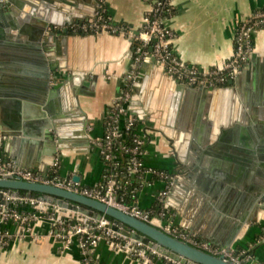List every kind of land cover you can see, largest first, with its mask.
Listing matches in <instances>:
<instances>
[{"label": "crops", "instance_id": "obj_1", "mask_svg": "<svg viewBox=\"0 0 264 264\" xmlns=\"http://www.w3.org/2000/svg\"><path fill=\"white\" fill-rule=\"evenodd\" d=\"M28 1H24L28 8L41 7L46 13L55 11L58 19L69 28L67 32L56 33L47 45L53 54L54 64L58 66V77L57 80L51 78L45 104L57 116L56 121L61 129L59 135L64 141L55 160L60 174H78L81 183L94 185L101 181L105 172L94 139L103 133L107 109L125 84V73L134 60L136 43L126 33L107 30L82 33L74 30L73 25L77 23L76 19L92 17L102 6L114 23H125L137 30L150 3L148 0ZM173 4L174 11L168 19L175 32L173 50L182 60L201 69L222 65L230 58L235 50L234 37L238 24L256 10L264 8V0H173ZM63 26L55 28L62 29ZM17 33L21 34L19 30ZM5 35L9 36L8 33ZM253 35L254 50L264 55V29H257ZM21 49V46L0 47V118L10 119L19 115L33 117L37 113L33 104L26 102L28 90L20 86H38V66L34 60H23L25 56ZM173 91V77L152 54H147L137 67L134 96L127 103L128 109L139 116V131L146 129L149 135L145 162L149 166L174 171L179 162L186 169L193 161H202L198 170L192 171L191 177L182 178L172 192L169 189L164 204L173 213L175 223L210 241L215 238L224 243L237 225V218L226 213L223 193L216 194L214 189L203 190L197 185L201 181L208 184L213 179L211 175L203 174L212 169L210 155L204 153L203 149L215 144L216 138L213 136L195 143L202 149L200 154L197 153L189 143L193 131L181 126L186 113L181 110V105L189 100L186 95L181 97L175 118L168 121ZM216 100L212 102L214 108ZM20 139L16 135L0 133V155L16 163H25L26 160L40 161L41 164L49 162L51 156L42 153L37 160L38 147L23 143ZM241 140L240 147L244 149L246 136ZM262 153L264 149L255 151V161L241 156L243 184H258L262 174L261 163L264 162L260 156ZM53 164L49 165V170ZM181 175L185 176L186 173ZM126 177L122 180L125 191L130 195L129 200L145 208L155 204L159 191L166 185L164 179L151 173H146L143 178L136 175ZM8 202L14 204L6 201L4 205L10 207ZM259 204L262 206L255 210L249 208V214L255 219L244 223L232 239L231 247L234 250L241 245L252 249L248 260L257 256L264 264V201ZM64 208L55 211V215L69 219L89 216ZM35 209L32 205L23 204L20 211L31 212ZM91 213L90 216H94L96 211L92 210ZM0 227L10 229L13 234L6 244L0 243V264H85L87 260L76 241L65 245L55 233L57 224L49 216L34 219L26 235H20L19 226L13 221L0 222ZM88 262L147 264L105 239L99 241L91 251Z\"/></svg>", "mask_w": 264, "mask_h": 264}, {"label": "water", "instance_id": "obj_2", "mask_svg": "<svg viewBox=\"0 0 264 264\" xmlns=\"http://www.w3.org/2000/svg\"><path fill=\"white\" fill-rule=\"evenodd\" d=\"M24 1L0 0V47L21 46L25 56L23 60L29 58L37 63L38 86L33 88L19 85L28 90L27 94H29L25 95L28 97L26 102L33 104L37 113L33 117L19 115L10 119L0 118V133L16 135L23 143L36 145L38 147L37 160L42 153L51 156L49 162L45 164L36 160H26L25 163L17 162L20 166L35 168L47 173L49 165L56 160L57 152L64 142L59 135L61 129L56 121L58 118L45 104L51 78L54 77L57 80L58 77V66L54 64L53 54L47 49V45L56 33L67 32L69 28L58 19L55 11L46 13L41 7L39 9L28 8ZM28 2L31 3L32 0ZM63 24L62 29L55 28ZM18 30L22 36L17 33ZM6 33L9 36H6ZM173 82L174 91L168 121L169 118L170 120L175 118L181 104V97L186 95L189 100L187 104L182 103L181 105V110L186 111L181 126L193 131V138H190L189 143L191 142L200 154L202 149L200 146H195V143L213 136L216 138L215 144L203 149L204 153L210 155L209 160L212 166L211 171H205L203 174L211 175L213 179L208 183L209 185L203 181L196 184L203 190L214 189L216 194L223 193L226 213L237 218V225L230 233L228 240L220 243L217 239L211 238V241L218 246L233 251L232 239L244 223L255 219L252 214H249V208L255 210L262 206L259 203L264 201V162L261 163L262 174L258 179V184L242 183L240 164L242 155L246 157V160L255 161V151L264 149V55L256 50L251 51L248 62L240 72L228 80V85L214 87L208 82L194 85L175 76ZM216 98L214 108L212 102ZM244 136L247 140L244 142L245 148L242 149L240 143ZM171 145L174 148L172 143ZM260 156L264 159V153ZM200 162L193 161L186 169L181 167L182 163L179 162V165L174 167V171H180V173H177L174 178L170 192L175 189V185L182 178L191 177L192 171L198 170ZM183 173L186 175H181ZM74 178L80 180L78 174H75ZM0 187L8 188L11 193H18V190L24 189L28 195H31L32 191H38L42 193L41 196L62 207L87 215H91V211L95 210L94 216L97 218L103 215L110 216L113 219L112 226L115 230L132 237L135 241H141L144 246H151L187 264H236L224 254L212 253L143 219L72 189L10 176H0ZM0 201H5L2 192H0ZM247 264L261 263L256 256L247 261Z\"/></svg>", "mask_w": 264, "mask_h": 264}, {"label": "built area", "instance_id": "obj_3", "mask_svg": "<svg viewBox=\"0 0 264 264\" xmlns=\"http://www.w3.org/2000/svg\"><path fill=\"white\" fill-rule=\"evenodd\" d=\"M148 2L150 3L149 9L145 12L143 23L137 30L125 23H114L105 16V9L102 6L96 10L92 17L79 20L73 25L74 30L82 33L99 30L126 33L136 43L134 60L125 73V84L119 96L110 103L107 109L103 133L94 139L105 165L101 181L94 185H86L80 180H76L72 175L64 176L60 173H52V170H58L56 161L47 173H43L35 168L20 166L14 160L6 159L1 155L0 176L50 183L78 191L143 219L205 250L215 254H224L236 264H247L249 256L245 257L240 253L228 251L207 238H199L189 229L175 223L173 213L165 206L164 199L177 172L164 171L146 164L144 157L147 152L146 144L149 135L146 129L139 131V116L128 109L127 103L134 96L137 67L147 54H152L170 76H175L182 81L194 85L208 82L214 87L226 85L228 80L240 72L248 62L249 54L254 50L253 34L257 29H264V9L256 10L238 24L234 37L235 50L230 58L222 65L201 69L195 64L182 60L173 50L172 39L175 32L168 24V19L174 11L173 0H148ZM127 133H131V143L125 141ZM119 152L128 157L126 162L121 161ZM123 173L136 175L138 178H143L146 173H151L164 179L166 185L159 191L157 197V201L161 204L160 208H145L133 200H127L121 192L124 188ZM0 192L3 193L4 202L29 204L36 208L25 214V211L12 209L1 202V224L8 220L15 221L19 226L20 235H26L29 233L31 222L34 219L49 216L57 224L55 233L66 246H69L73 241L79 244L87 259L85 264L89 263V254L102 239L126 249L147 264H187L151 246H144L141 241H135L132 237L115 230L112 226L113 219L107 215H103L101 218L90 215L76 219H69L65 216L58 217L55 215V211L65 208L41 195L11 193L8 189L2 188H0ZM12 236L10 229L0 227L1 244H6Z\"/></svg>", "mask_w": 264, "mask_h": 264}, {"label": "trees", "instance_id": "obj_4", "mask_svg": "<svg viewBox=\"0 0 264 264\" xmlns=\"http://www.w3.org/2000/svg\"><path fill=\"white\" fill-rule=\"evenodd\" d=\"M262 9H264V8H262ZM104 14H105V16H107L108 17V15H107V13L106 12H104ZM82 19H80V21H81ZM125 141L127 142V143H131L132 142V137H131V133H127V135H125ZM119 155H120V159H121V161L122 162H126L127 161V159H128V157L124 154V153H122V152H119ZM160 169V168H159ZM161 170H164V169H161ZM164 171H168L169 172V170H164ZM52 173H60L58 170L56 171V170H52ZM156 176V175H155ZM122 177L123 178H127L126 177V174L125 173H123L122 174ZM1 188V187H0ZM2 189H8V188H2ZM121 192L123 193V195H124V197L127 199V200H129V198H130V195H129V193H127L126 191H125V189L123 188L122 190H121ZM18 193H20V194H26L27 193V191L26 190H24V189H20V190H18ZM42 193L41 192H38V191H32L31 192V195H33V196H40ZM8 203H10V202H8ZM160 202L159 201H156L155 202V204L153 205V206H151V207H153V208H160ZM22 206H23V204H11L10 203V208H15L16 210H21V208H22ZM32 211V210H31ZM27 212H29L28 210L27 211H25V214L27 213ZM110 219H112V217H110V216H108ZM8 221H11V220H8ZM7 221V222H8ZM69 221V220H68ZM12 222V221H11ZM13 222H15V221H13ZM70 222V221H69ZM3 231H5V230H3ZM199 238H202L201 236H198ZM6 238H10V237H6ZM234 252H236V253H240L242 256H251V250H249V249H246L244 246H241V245H237L235 248H234V250H233ZM165 263H167V261L165 260ZM167 264H169V263H167Z\"/></svg>", "mask_w": 264, "mask_h": 264}]
</instances>
